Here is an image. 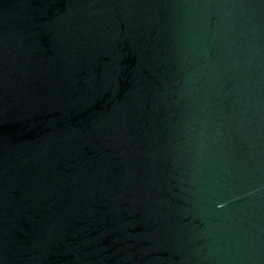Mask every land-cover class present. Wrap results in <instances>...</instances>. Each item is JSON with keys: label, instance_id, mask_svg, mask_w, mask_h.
Returning <instances> with one entry per match:
<instances>
[{"label": "water", "instance_id": "water-1", "mask_svg": "<svg viewBox=\"0 0 264 264\" xmlns=\"http://www.w3.org/2000/svg\"><path fill=\"white\" fill-rule=\"evenodd\" d=\"M0 264H264V0H0Z\"/></svg>", "mask_w": 264, "mask_h": 264}]
</instances>
